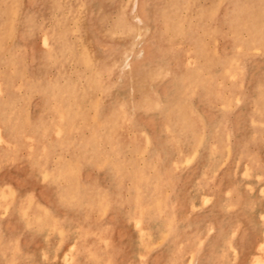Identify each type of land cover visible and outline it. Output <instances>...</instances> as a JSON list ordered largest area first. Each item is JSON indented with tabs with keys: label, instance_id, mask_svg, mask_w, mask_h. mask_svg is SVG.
I'll return each instance as SVG.
<instances>
[{
	"label": "rangeland",
	"instance_id": "374dc122",
	"mask_svg": "<svg viewBox=\"0 0 264 264\" xmlns=\"http://www.w3.org/2000/svg\"><path fill=\"white\" fill-rule=\"evenodd\" d=\"M0 264H264V0H0Z\"/></svg>",
	"mask_w": 264,
	"mask_h": 264
},
{
	"label": "bare ground",
	"instance_id": "6f19581e",
	"mask_svg": "<svg viewBox=\"0 0 264 264\" xmlns=\"http://www.w3.org/2000/svg\"><path fill=\"white\" fill-rule=\"evenodd\" d=\"M46 42H47V40H46ZM159 47V46H158ZM130 60V56L128 55V54H126L125 56H124V58H123V62L125 63V62H127V61H129ZM126 64V63H125ZM127 65H128V63H127ZM257 259V258H256Z\"/></svg>",
	"mask_w": 264,
	"mask_h": 264
}]
</instances>
